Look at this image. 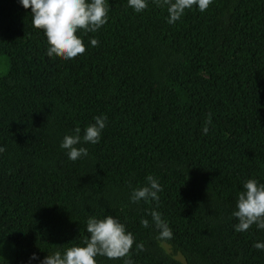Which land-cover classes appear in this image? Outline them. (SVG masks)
Wrapping results in <instances>:
<instances>
[{"label":"trees","instance_id":"trees-1","mask_svg":"<svg viewBox=\"0 0 264 264\" xmlns=\"http://www.w3.org/2000/svg\"><path fill=\"white\" fill-rule=\"evenodd\" d=\"M108 5L107 23L79 33L85 52L62 59L30 8L0 0V264L81 245L87 218L106 215L133 234V264H264V229L236 231L232 215L243 182L264 183V0H211L175 23L167 0ZM101 114L100 141L68 159L63 136ZM148 174L159 199L131 201Z\"/></svg>","mask_w":264,"mask_h":264},{"label":"clouds","instance_id":"clouds-1","mask_svg":"<svg viewBox=\"0 0 264 264\" xmlns=\"http://www.w3.org/2000/svg\"><path fill=\"white\" fill-rule=\"evenodd\" d=\"M18 3L25 9L30 8L32 26L43 31L48 44L46 55L49 57L58 55L62 59H71L83 54L86 46L79 33L96 32L108 21V0H18ZM127 3L136 12H141L148 6V0H127ZM210 3L211 0H167V22L175 23L185 9H190L193 5L204 11ZM89 42L92 46L99 43L95 37L90 38ZM107 119L105 114L97 115L94 122L83 129V133L80 127H75L63 136L60 147L65 150L68 159L75 161L88 155L84 144H96L100 141ZM211 123L209 114L202 128L204 134H207ZM4 151V147L0 146V153ZM145 180L144 185L132 189L131 201L159 199L158 193L162 190V185L158 179L148 174ZM150 215L159 229V236L170 239L173 233L162 214L152 210ZM232 215L238 220L234 225L236 231H247L253 224L264 229V183L255 178L246 179L242 190L237 193ZM141 224L149 227L148 219L142 218ZM86 230L90 235L81 245H72L63 251L56 250L42 258L31 253L28 264L32 261L37 264H98L95 259L97 256L126 257L124 264H133L128 254L134 243V236L114 216H89ZM254 247L264 250V242H256ZM3 264H6L4 259Z\"/></svg>","mask_w":264,"mask_h":264},{"label":"rangeland","instance_id":"rangeland-1","mask_svg":"<svg viewBox=\"0 0 264 264\" xmlns=\"http://www.w3.org/2000/svg\"><path fill=\"white\" fill-rule=\"evenodd\" d=\"M3 58V57H2ZM2 62V61H1ZM0 62V70L3 68L2 63Z\"/></svg>","mask_w":264,"mask_h":264}]
</instances>
